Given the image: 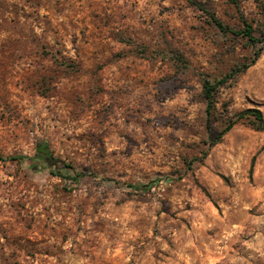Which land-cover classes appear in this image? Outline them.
I'll return each instance as SVG.
<instances>
[{
    "label": "rangeland",
    "instance_id": "1",
    "mask_svg": "<svg viewBox=\"0 0 264 264\" xmlns=\"http://www.w3.org/2000/svg\"><path fill=\"white\" fill-rule=\"evenodd\" d=\"M259 51L212 136L264 114V0H0V264H264V130L203 96Z\"/></svg>",
    "mask_w": 264,
    "mask_h": 264
},
{
    "label": "trees",
    "instance_id": "2",
    "mask_svg": "<svg viewBox=\"0 0 264 264\" xmlns=\"http://www.w3.org/2000/svg\"><path fill=\"white\" fill-rule=\"evenodd\" d=\"M216 24L222 29L226 30L227 27L217 19L215 16L212 17ZM237 33H241L245 37H247L250 41H257L258 38L255 37L254 35V29L253 25L249 23L246 19H244V27L240 31H237ZM260 56V51L255 54L254 59L249 62L243 64L241 67H235L233 68L228 74L223 76L222 78L216 79V80H211L210 78H205L203 81V96L206 101V128L209 134H211V139H210V145H214L218 142H220L226 133H228L235 124H237L242 118L244 117H251L253 119V122L257 125L259 129L264 130V114L261 109L253 107V108H248L244 110L243 112H240L236 115H229L226 125L224 128H222L219 132H217L214 136H212V119L214 117V111L216 109V104H217V99H216V94L219 90V88L223 85H225L229 79L235 78L238 76L241 72L245 71L247 68H249ZM0 158H3L2 155L0 154ZM11 159H23L25 156H12L10 157ZM36 160H39V164H45L48 169L51 170L52 173H57L60 176L63 177H81L84 175L83 172L77 173L76 175H64V171H62L61 168H72V165L69 163H66L62 158L57 157L53 154V152L50 149V146L47 142L45 141H40L37 143L36 146V154L34 157ZM35 166V164H34ZM40 166V165H39ZM57 169V170H56ZM107 180H113L110 178H105ZM129 186H131L134 189H142L147 187L145 184H134V183H129Z\"/></svg>",
    "mask_w": 264,
    "mask_h": 264
}]
</instances>
